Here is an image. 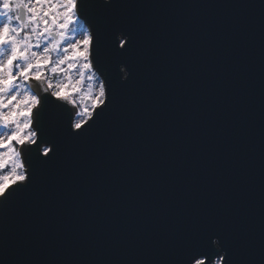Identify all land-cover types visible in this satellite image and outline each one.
<instances>
[{"label": "water", "instance_id": "water-1", "mask_svg": "<svg viewBox=\"0 0 264 264\" xmlns=\"http://www.w3.org/2000/svg\"><path fill=\"white\" fill-rule=\"evenodd\" d=\"M83 14L107 107L73 137L46 103L54 155L34 152L30 187L0 209V264H182L213 236L235 264H264V0H84Z\"/></svg>", "mask_w": 264, "mask_h": 264}, {"label": "clouds", "instance_id": "clouds-1", "mask_svg": "<svg viewBox=\"0 0 264 264\" xmlns=\"http://www.w3.org/2000/svg\"><path fill=\"white\" fill-rule=\"evenodd\" d=\"M83 5L84 0H0V209L10 191L31 184L30 151L38 148L42 159L54 155V143L40 129L46 103L67 114L73 137L107 107L108 80L94 58L95 27L83 18ZM130 39L116 32L117 51ZM118 71L127 83L128 67L121 64ZM182 264L235 262L213 236L210 250H193Z\"/></svg>", "mask_w": 264, "mask_h": 264}, {"label": "snow or ice", "instance_id": "snow-or-ice-1", "mask_svg": "<svg viewBox=\"0 0 264 264\" xmlns=\"http://www.w3.org/2000/svg\"><path fill=\"white\" fill-rule=\"evenodd\" d=\"M81 131H83V129H82ZM78 136H79V135H78ZM54 145H55V144H54ZM34 152H38V154H39V150H38V148H36V149L30 151V154H29L30 157L32 156V154H33ZM39 156H40V154H39ZM29 187H30V185H29V186L22 187V188H16V189H13L12 191H10V192L8 193V195L5 197V204H4V207H3V208H6V207L9 205V203L13 200V198H14L18 193H20V192L23 191V190L28 189Z\"/></svg>", "mask_w": 264, "mask_h": 264}]
</instances>
